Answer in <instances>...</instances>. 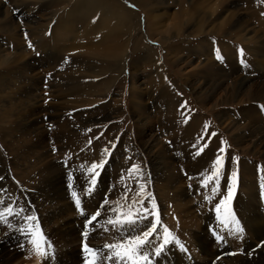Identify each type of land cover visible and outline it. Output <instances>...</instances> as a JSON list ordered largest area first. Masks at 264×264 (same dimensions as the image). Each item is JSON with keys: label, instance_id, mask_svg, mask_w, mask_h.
<instances>
[{"label": "rangeland", "instance_id": "rangeland-1", "mask_svg": "<svg viewBox=\"0 0 264 264\" xmlns=\"http://www.w3.org/2000/svg\"><path fill=\"white\" fill-rule=\"evenodd\" d=\"M118 15H131V18L121 17L115 21L114 17L117 18ZM117 22L121 23V26L116 25ZM260 43H264V0H0V82H4L0 87V128L4 129V132L0 129V138L5 141L3 146L0 145L3 157L0 173L3 172L4 178L0 180V213H3L7 220L0 222V238L12 235L11 245L19 248L23 255H26L33 244L32 240H27L29 236L27 229L34 221L26 217H37L43 223V233L46 236L48 234L49 244L55 248L54 257L61 258L70 250L68 245L77 244L79 239L82 240V232L69 234L65 231L66 223L72 224L81 219L76 212L71 216L66 207L67 203L71 202L72 205L76 200L69 199L60 203L57 199L52 202L54 208L61 206L63 211H67L61 218H56L50 212L38 213L39 201L36 200L37 197L34 198L35 191L20 188L21 183L16 182L19 176L17 171L23 168L20 163H15L18 160L17 156L12 155L9 148L15 150L17 142L22 139L21 129L24 127L22 116L26 112L25 108H35L38 113L30 118V122L27 120L28 126L31 129L47 130L43 135L46 136L48 145L43 147L44 149H38L33 156H38L39 153L48 156L51 161L48 166L49 171L54 170L53 166L76 171L74 159L81 155L87 157L90 153L94 154L93 145L97 140L103 143L98 149V151L102 150L97 154L98 163H95L103 162V167L89 172L88 169L92 166L89 164L81 170L82 173L89 174V178H83L82 174L79 176L90 184L95 173L103 175L107 170H113L105 195L107 203L97 201L95 197L97 195L92 193L93 197L88 190L84 196L86 202L84 204L81 202L79 210L81 213L85 211L92 215L99 212L98 218L104 221L95 230V234H98L92 237L91 241L105 246L120 242L119 235L124 237H127L126 233H131L130 236L141 235L140 232L151 227V225L149 228L142 226L143 219L152 217L151 220H154L158 215L160 223L157 229L166 227L169 231H173L174 236L178 233L182 240L175 242L174 253L167 255L164 264H206V262L224 264L226 260H230L233 264H238L239 260V264H257V259H260V247L264 242V233L257 234L263 241L253 235L254 227L257 230L262 228L264 187L257 190V196L245 195L243 175L246 173L244 171L246 168L248 176L250 175L249 180L255 177L264 181V147L256 149L249 147L251 142L256 145L264 143L261 135L248 138L245 141L248 146L241 147L238 141L237 144L234 141L235 137H240L246 132L245 135H249V130L260 127L261 123L264 125V101L253 102L254 97L250 95L246 96L247 94L244 93L238 95L237 88L238 78L241 80L246 76L251 77L250 81L255 79L264 83V77L259 75L264 65L256 62L258 55L254 54L255 48ZM113 47L116 49H112ZM109 49L116 55L120 52L125 53L126 59L120 68L121 73L111 71V67L105 68L109 63L106 53ZM241 50L243 55L240 54ZM217 52L221 59H217ZM80 57L87 67L99 69L100 75L97 81L103 83L104 89L101 86L102 89L97 88L95 94L77 97L75 100L78 103L69 105L68 99L65 98L68 86H65L63 79L67 78L69 73L71 76V70L73 71L71 66L75 65L74 62ZM23 62L26 63L25 69L17 73ZM33 76L39 78L38 83L27 81ZM225 95L228 100L226 103L217 104L220 107L216 109L214 105L222 101L221 99L225 98L222 96ZM33 96L39 103H35ZM91 97L97 102L89 105L87 101ZM130 97L135 98L140 105L136 103L131 105ZM67 104L69 108L65 110L66 107L64 108L63 105L67 106ZM59 109L61 114L70 115L68 123L75 128L78 127L76 132H71L72 136L87 132L89 137L83 140L82 145L87 144L83 149H77L74 143L66 138L55 139L51 134V131L59 127L60 119L63 118L56 112ZM244 113L252 116L247 117ZM6 114L15 122L13 125L1 124L2 118L9 119ZM138 115L142 120H139ZM195 117L200 118L202 133L195 134L192 142L186 144V155L182 158V151L176 150L172 140H168L169 142L165 140L170 139V135L175 137L180 135L181 139L186 133L185 129H189L190 126L192 129H197L199 124L194 123ZM251 117H253L252 124L246 119ZM16 123L20 129H16ZM147 123L152 125L150 131ZM83 124L87 125L85 132L79 130V128L84 129ZM8 129H12L14 134L5 136V131ZM143 132L146 133L147 139L162 140L159 141V146L164 144L163 146L166 145L165 148L169 151L165 159L173 158L172 163H175L177 169L175 174H179L181 179L183 199L181 215L182 218L193 219L190 223L192 229L189 227L187 233L184 232L185 227L182 226L179 214L173 211L175 204L165 203L161 197L163 191L169 193L166 187L167 178L153 172L148 160L149 150L145 152V149L140 147V135L142 136ZM35 134L36 131L33 132V136ZM28 140L29 143H35L33 137ZM51 141L55 143L50 144ZM221 148L224 149L223 152L220 151ZM156 150L157 148L153 151ZM213 150L217 153L216 158L218 156L223 158L219 188L215 193L213 192V188L216 187L215 180L209 182L207 187L202 186L205 176L213 171L212 162L209 161L212 159L210 154H213ZM34 161L32 160L33 165ZM46 161L44 160L43 164L35 162L40 169L34 168V174L31 176H37V171H42L46 167ZM133 165L134 168L139 169V172H131ZM233 173H236V184L229 207L230 212L238 211L243 223L241 225L238 222V227L240 229L243 226V231H235L232 222L229 224L231 229L223 226V231L220 230L222 227L219 225H213L215 220H203L206 214L212 216L213 209L220 203L214 196L217 195L222 200L228 195ZM96 176L95 186L102 180ZM39 177L41 178L42 175L39 174L37 180ZM60 183L61 181L58 182V189L61 188ZM141 184L144 185L143 192L140 189ZM262 190L263 195H260L259 191ZM57 194L60 195L59 191L55 190L52 195L54 199L57 198ZM89 196L95 201L88 199ZM141 197L143 204L137 203L136 207L148 209V215H143L145 218L139 219L134 229L127 225L120 228L107 223L110 217L115 219L117 215L113 209L121 206V211L126 212L132 200L135 198L139 202ZM257 201L260 204L259 208L255 205ZM8 208L12 209L11 214H8ZM75 209L78 210L77 206ZM108 212L111 214L107 218L105 215ZM104 216L105 220H103ZM209 223H212L215 231L219 230L216 237L224 243L219 244V240L214 239L216 237H211V241H208V250L202 255L192 235L198 233L201 235L200 229ZM75 225L79 228L78 223ZM39 226L41 225L38 222L33 223L29 233L32 228L36 231ZM85 226H88L87 223ZM235 227L237 228L236 224ZM60 228L62 234L56 233ZM155 232L149 242L162 239ZM247 240H253L252 247L259 251H255L254 248L253 251L246 252L244 247ZM211 249L219 253L214 259L207 255L208 252L213 251ZM185 250H188L187 254ZM105 254L101 255H110V250ZM238 256L240 258L235 259ZM46 257L50 264L54 263L52 262L55 261L54 257L51 260L47 255ZM217 257H221L222 260L218 261ZM201 260L206 262L203 263ZM249 260L253 262L249 263ZM108 262L105 260L103 264ZM120 263L126 264L123 261ZM97 264H101L100 260Z\"/></svg>", "mask_w": 264, "mask_h": 264}, {"label": "bare ground", "instance_id": "bare-ground-1", "mask_svg": "<svg viewBox=\"0 0 264 264\" xmlns=\"http://www.w3.org/2000/svg\"><path fill=\"white\" fill-rule=\"evenodd\" d=\"M185 14V13H184ZM123 17V19H126V17H129V19L131 18V15H118L117 18L114 17L115 21L119 18ZM229 22H226V24H228ZM121 23L117 22L116 25L118 26H121L120 25ZM179 24V23H178ZM92 27V26H91ZM178 31V30H177ZM77 32V31H76ZM129 41V40H128ZM53 43V42H52ZM43 45V44H41ZM120 45V44H119ZM177 46V45H176ZM40 47V46H39ZM124 47V46H123ZM254 47V46H253ZM73 48V47H72ZM71 48V50H72ZM74 49V48H73ZM112 49H116V47H113ZM118 49V47H117ZM122 49V48H121ZM253 49V48H252ZM69 50V51H71ZM127 50V49H126ZM135 50V49H134ZM151 51V50H150ZM115 52H118V51H115ZM120 52V51H119ZM133 52V51H132ZM141 52V51H140ZM139 52V54H141ZM146 52V51H145ZM106 53L108 54L107 57L109 58V63L106 65L105 68H110L111 67V71H118L121 73L120 71V68L122 67L123 65V61L126 59V55L124 52H120L119 55H116L114 53L113 50L109 49L108 51H106ZM144 53V52H143ZM157 53V51H156ZM178 53V52H177ZM152 54V53H151ZM150 54V56H151ZM254 54L258 55V58L256 59L257 63L259 62L261 65H264V43H260L254 50ZM105 55V54H104ZM141 56V55H140ZM255 56V55H254ZM22 57V56H21ZM59 57V56H58ZM135 57V56H134ZM142 57V56H141ZM157 57V56H156ZM159 57V56H158ZM19 58V57H18ZM129 58V57H128ZM136 58V57H135ZM155 59V58H154ZM158 59V58H157ZM2 60V59H1ZM77 61L74 62L75 65L71 66L73 71H74V74H73V71L71 70V76H70V73L68 74L69 76L66 78L63 79V83L65 84V86H68V88L66 89V93H67V96L65 97L66 100L68 99V102H69V105L72 103V104H77L78 102L75 100V98H79L80 96H84V95H89V94H95L97 92V88H99L100 90L103 88L102 84L97 81L98 76L100 75V73H98V70L96 68H93V67H87L86 64L83 62V60H81V57L76 59ZM145 60V59H143ZM152 60V59H151ZM23 61V60H22ZM59 61V60H58ZM156 62H158V60H155ZM154 61V62H155ZM254 61V60H253ZM105 62V61H104ZM153 62V63H154ZM156 62H155V65H156ZM160 62V61H159ZM255 62V61H254ZM77 63V64H76ZM87 63V62H86ZM2 64V62H1ZM60 64V63H59ZM22 65V64H21ZM20 65V66H21ZM164 65V64H163ZM258 65V64H257ZM25 66H26V63L23 62V65L21 66V68L19 69V71L17 73H20L22 70L25 69ZM69 66V65H68ZM158 66H160L158 64ZM135 67V66H134ZM161 67V66H160ZM124 68V67H123ZM162 68V67H161ZM125 69H126V66H125ZM218 69V68H217ZM70 69L68 68V71ZM259 71V70H258ZM15 72V71H14ZM131 72V71H130ZM133 73V72H132ZM136 73V72H135ZM220 73V72H219ZM217 73V74H219ZM260 76L262 75L264 77V69L261 68L260 69V72H259ZM5 74V73H4ZM35 75V74H33ZM66 76V75H65ZM137 76V75H136ZM238 76V75H237ZM36 76H33L31 79L27 80V81H30V83L32 81H35L33 83H38V79L39 78H34ZM118 78V76H116ZM243 77V76H242ZM30 78V77H28ZM135 78V77H134ZM250 78L251 77H245L243 79H239V86H237V88L239 89V94L241 93H244V94H247L246 96H252L254 97V99L252 100L253 102L254 101H264V83H260L259 81L257 80H253V81H250ZM10 79V78H9ZM36 79V80H35ZM111 79V78H110ZM260 79V78H259ZM236 80V79H235ZM191 81V80H190ZM237 81V80H236ZM253 84H250L252 83ZM4 83V82H3ZM2 82H0V87L1 85L3 84ZM8 83V82H7ZM12 83V82H10ZM28 83V82H27ZM29 83V85H30ZM155 83V82H154ZM255 84V85H254ZM105 85V84H104ZM108 85V84H107ZM161 85V84H159ZM253 85V86H252ZM102 86V88H101ZM109 86V85H108ZM111 86V85H110ZM221 86V85H220ZM219 87V86H218ZM117 88V87H116ZM104 89V88H103ZM9 90V89H8ZM38 90V89H37ZM63 90V89H62ZM230 90V89H229ZM114 91V90H113ZM118 91V90H117ZM231 91V90H230ZM247 91V92H246ZM65 92V90H64ZM63 93V92H62ZM8 94V93H7ZM137 94V93H136ZM162 95V94H161ZM203 95V94H202ZM141 96V95H140ZM88 97V96H87ZM133 97V96H132ZM162 97V96H161ZM222 97H225L224 99H221L222 101L220 102H217L214 107L217 109V107H220L219 105L217 104H223V103H226V101L228 100V97L227 95L225 96H222ZM221 97V98H222ZM240 97V96H239ZM1 98V97H0ZM73 99V101L70 100ZM131 98V97H130ZM130 98H129V102L132 104L136 103L138 105L139 102H136V99L135 98H131V101H130ZM245 98V97H244ZM249 98V97H248ZM247 98V99H248ZM6 99V98H5ZM33 99L35 101V103H39V101L37 100V98H35V96H33ZM61 99V98H60ZM242 100V99H241ZM87 101V100H86ZM127 101V100H126ZM143 101V100H142ZM218 101V100H217ZM251 101V102H252ZM82 104H83V101H81ZM85 102V101H84ZM91 104H95L97 102V100H93V98L91 97V99L89 98V100L87 101ZM171 102V101H170ZM247 102V101H246ZM5 103H7L5 101ZM61 104V103H60ZM144 104V102H143ZM252 104V103H251ZM58 105V104H56ZM69 105L67 104L66 105H63V107L65 108V110H67L69 108ZM34 106V105H33ZM62 106V105H61ZM252 106V105H251ZM59 107V106H58ZM62 107V108H63ZM7 108V107H6ZM60 108V109H62ZM82 108V107H81ZM214 108V109H215ZM60 109L59 110H56V112H58L57 114H61L60 113ZM213 109V110H214ZM248 110V109H247ZM25 113H23V116H22V121H23V128L21 129L22 130V134H21V137L22 139L20 141L17 142V145L15 147V150L9 148V150H11V154L14 155V156H17V161L15 163H20V165L22 166L23 169H19L17 171L18 173V180H16V182L18 183H21V187L20 188H25L28 190H34L35 191V194H34V198L37 197L36 200L39 201V204H38V213H42V214H46V213H52L53 216H55L56 218H61L65 215V211H63V209L61 208V206H58V207H53L51 204L52 202H54L55 200L58 199V202H63V201H66L69 200V199H73V200H76V198H79V200L84 204L86 202V200L84 199V196L87 194L86 191L91 187L93 188L94 186H91L89 184V182L83 178H89V174L86 175L85 172H81L82 169L86 168L87 166H89V164H94V163H98L97 162V154L98 152L101 153L102 150L98 151L99 148H101L103 146V143L102 141L100 140H97L96 143H94L93 147L95 149L94 151V154L90 153L89 156L87 157H83L82 155L79 156L78 158H75L74 159V166L77 168L76 171H71L69 169H64V168H57L56 166L54 167L53 166V169L52 172L51 170L49 171L48 170V166L49 164L51 163V161L49 160V157L44 155L43 153H39L38 156H33L35 153H37L38 149L41 150L43 147H46L48 144H47V139H46V136L45 133L47 132V130L43 131L42 129H31L29 126H28V123H27V120H29L30 122V118L35 116L38 111L33 108V109H26L25 108ZM215 111V110H214ZM246 112V111H245ZM223 114V113H222ZM247 117H250L252 116L251 114H247V113H244ZM4 115V114H3ZM10 115V114H9ZM62 115V119H60V123L58 124L59 127H57L55 129V131H51V134H53L54 138H66L68 141H72L74 143V145L77 147V149H83L84 147H86L87 144H83L82 145V142L83 140L85 139V137H89L87 132H85V130H87V125L86 124H83V127L84 129L82 128H79V130H82L84 131L85 133L82 134V135H79L78 134L74 137L71 135V132H76L75 130H78V127L76 126L73 127L72 124L68 123V119L70 118V115H66V114H61ZM7 116V114H6ZM140 115H138V118L139 120H142L141 117H139ZM183 116V115H182ZM219 116V115H218ZM257 116V115H256ZM9 117V116H7ZM171 117V116H170ZM221 117V116H220ZM225 117V116H224ZM56 118H58V116H56ZM60 118V116H59ZM145 118V117H144ZM253 117L251 118H246V119H249V121L253 122L252 120ZM6 119V117H5ZM194 120V123L197 125L199 124L198 128L197 129H192L189 127V129H185V134L181 137L180 139V135L176 136L175 135H170L169 137H171L170 139L167 138V140H165V142H169L168 140H172V144L173 146L175 145V147L177 148L176 150H180L183 152H181V155H182V158H184V156L186 155V144H188L191 140L194 139L195 137V134L197 133H202V129L201 128V121H200V118H197L195 117ZM226 120V119H225ZM256 120V119H255ZM15 122L13 120L7 118V120H4L2 118L1 120V124H6V125H13ZM88 123V122H87ZM149 123H147V127L148 129L152 128V125H148ZM192 124V123H191ZM31 125V124H30ZM190 125V124H188ZM16 126L17 128L16 129H20L18 127V124L16 123ZM81 127V126H80ZM197 127V126H196ZM195 127V128H196ZM251 127V126H250ZM248 128V127H247ZM252 128V127H251ZM2 130V132H4V129L0 128ZM14 129V130H16ZM144 128H142V131H143ZM149 129V131H150ZM179 129V128H178ZM40 130V131H39ZM36 131V134L33 136V132ZM38 131L40 133H38ZM140 131V130H139ZM249 135H239L240 137H235V144H237L238 142L240 143L239 145L241 147H243L244 145H246L247 142H245L248 138H254V137H258V135H261V138L263 139V143H264V125H262L261 123V126L260 127H256L254 129H251L249 130ZM6 135H12L14 134V131L12 129H8L5 131ZM155 134V132H153ZM44 134V135H43ZM109 134V133H108ZM142 134V133H141ZM43 135V136H42ZM69 135V136H67ZM146 136V133L143 132L142 136L140 135V147L144 148L145 149V152L146 150H149L147 152H150L148 153L150 156L148 160H150V164L152 165V169H153V172L155 174H160V175H164L166 176L167 178V183H166V187L169 191L168 192H165L163 191V194L161 195V197L163 198L164 202L165 203H174L175 206H174V212H176L177 214H179L180 218H181V222L183 223L182 226L185 227V230L184 232L187 233L191 227L190 226V223L193 221V219L191 218H182V211H183V204H182V187L180 186V183H181V179L179 177V174H175L176 173V166L175 163H172V160L173 158H170V159H165L168 154V150L165 148V146H159L160 142L159 141H162V140H159V139H147ZM34 138V142L35 143H29V138ZM177 138V139H176ZM147 139V140H145ZM174 140V141H173ZM55 141V140H54ZM54 141H51L50 144H54L55 142ZM89 141V139H88ZM238 141V142H236ZM3 142H5L2 138H0V145L3 146ZM95 142V141H94ZM156 142V143H155ZM192 142V141H191ZM182 143V144H181ZM217 143V142H216ZM214 145H217V144H214ZM22 146V148H21ZM248 146V145H246ZM158 147H159V150H158ZM249 147H252L254 149H256L257 147H264V144H260V145H256V144H253L251 142V144L249 145ZM155 148H157L156 151H153ZM44 149V148H43ZM79 151V150H77ZM185 153V154H184ZM171 154V153H170ZM212 155V159L209 160L211 161V166L214 165L215 163V160H216V155L217 153L213 150V154H210ZM35 157V158H34ZM2 153L0 152V164L2 162ZM80 159V162L78 163V160ZM32 160H35L34 161V165L32 164ZM44 160H47L46 161V164L43 168L42 171L38 170L37 171V176H31L34 174V168H39L40 167L38 165H36L35 162H37L38 164H40L42 162L43 164V161ZM139 160V159H138ZM137 160V161H138ZM147 160V161H148ZM174 162V161H173ZM52 163H54V161H52ZM44 166V165H43ZM56 168V169H55ZM134 168V165L133 167ZM45 169H46V172H45ZM195 170L196 172H198L197 170V167H195ZM244 171H246V173H244L243 175V184L245 185V192L244 194L247 195V196H250V197H254V196H257L258 195V191L259 188L262 189V187H264V181L262 180H259L258 178H255L253 177L251 180H249V177L250 175L248 176V171L246 170V168H244ZM151 172V171H150ZM178 172V171H177ZM202 171H200L201 173ZM134 173V172H133ZM41 174L42 177L37 180V177L38 175ZM82 174L83 178H79V176ZM125 174V173H124ZM96 176V175H95ZM113 176V170L112 169H109L107 170L103 175L102 174H99L98 176H96L97 178L99 179H102L101 180V183H99V185L95 186L94 189H92L91 192H89V194L91 193H95L97 196L96 197V200L99 201L101 200L102 202H105L106 203V198H105V195L107 194L106 190L108 189V184H110V179L111 177ZM91 177V175H90ZM156 178V177H155ZM4 179L3 178V172L0 173V180ZM141 179V178H140ZM63 181V183L61 184L60 183V187L61 188H57L58 186V182ZM156 181V180H155ZM1 182V181H0ZM164 182V181H163ZM197 182V181H196ZM18 183H16L17 186H20L18 185ZM157 183V182H156ZM69 185H71V187H69ZM67 188H69L67 190ZM163 188V187H162ZM8 189V188H7ZM158 189V187H157ZM55 190L59 191L60 195L57 194V198L54 199V197L52 196L53 193L55 192ZM263 191V190H262ZM19 192V191H18ZM69 192V194H68ZM75 192L76 193V197L74 198L72 193ZM133 192V191H132ZM159 192V191H158ZM15 193V192H14ZM31 193V192H30ZM81 193V194H80ZM138 193V192H137ZM170 193H174V194H170ZM239 194V193H238ZM33 195V194H32ZM139 195H141L139 193ZM92 196L94 197V194H92ZM14 197V196H13ZM93 197H90L88 199H91L92 201L94 200ZM86 198V197H85ZM214 198L220 202V198L219 196H214ZM135 199V198H134ZM211 199V198H210ZM242 199V198H241ZM247 200V199H246ZM1 201V200H0ZM89 201V200H88ZM95 201V200H94ZM191 201V200H189ZM252 201V200H250ZM255 201V200H254ZM69 202V201H68ZM91 202V201H90ZM130 202V201H128ZM232 202V201H231ZM238 202V201H237ZM59 203V204H60ZM76 202H72V205H71V202L70 203H67L66 204V207L69 211V213L71 214V216L73 215L72 213L73 212H76V209H75V204ZM80 203V206L81 204ZM110 203V202H109ZM114 203V202H113ZM246 203V202H245ZM253 203V202H252ZM75 204V205H74ZM99 204V203H98ZM117 204V203H115ZM56 205V204H55ZM58 205V204H57ZM61 205V204H60ZM239 205V204H238ZM249 205V204H248ZM256 207L259 208L260 204H259V201H257L255 203ZM51 206V207H50ZM231 206V205H230ZM65 207V208H66ZM172 207V206H171ZM64 208V209H65ZM74 208V209H73ZM150 209V208H149ZM189 209V208H187ZM223 211H225L224 208H222ZM238 209V208H237ZM74 210V211H73ZM96 210V208H95ZM105 210V209H104ZM122 210V209H121ZM256 210V209H255ZM246 211V210H245ZM258 211V210H256ZM37 212V211H36ZM84 213L82 214V216L80 215V220H77L76 222H72V224H68L66 223L65 225V231L68 232L69 234H75L76 232H83L82 230L86 229L87 227V242H83V240H80L79 239V244H72V245H68L67 242H65L68 247L70 248V250L66 253H64L62 255L61 258H58V257H54L55 258V262L53 264H87V261L89 260L88 256L85 254V252L83 251V248L85 245L88 246V244H91L94 249H98V250H101V254H105L108 249H106L104 247V245L100 244L99 242H94V241H91L92 237L94 238L97 234H95V230L98 229V226L100 224H102L104 221H102V219L100 218H97L96 221H93L91 224H89L88 226H85L86 222H88V220L91 218L92 215L88 214V213H85V211H83ZM193 212V211H192ZM262 212V211H261ZM77 213V212H76ZM238 213V211H237ZM110 214L111 213H106L105 216L110 217ZM174 214V213H173ZM190 214V213H189ZM192 214V213H191ZM190 214V215H191ZM242 214V213H241ZM247 213L244 214V216H246ZM258 214V213H257ZM261 214V213H260ZM32 215H35L34 213H32ZM30 215V216H32ZM77 215V214H76ZM249 215V214H248ZM105 216L103 217V220H105ZM170 216V215H169ZM188 216V215H187ZM243 217V216H242ZM193 218V217H192ZM197 218V217H196ZM216 218V216H209L208 214H206V216L203 218V220H207V221H211V219L214 221ZM252 218V217H251ZM249 218V219H251ZM258 218V217H257ZM52 219V218H51ZM73 219V218H72ZM152 217L150 218H145L143 219V223H142V226L146 227V228H149L151 223H154V220H151ZM261 219V217H260ZM259 219V220H260ZM87 220V221H85ZM247 220V219H246ZM253 220V219H252ZM255 220V219H254ZM258 220V219H257ZM174 221V219H173ZM250 221V220H249ZM169 222V221H168ZM264 218H263V221H262V228L260 229H256L254 227V232L255 234L253 236H255L258 240L260 241H263V239L259 238V236L257 234H261V233H264ZM23 223V222H22ZM77 227L79 228H76L75 224H77ZM175 223V222H174ZM247 223V222H246ZM252 223V222H251ZM257 223V222H256ZM2 225V224H1ZM49 225V224H48ZM169 225V223H168ZM173 225V224H172ZM213 225H218V224H215L213 223ZM212 223H209L207 224L205 227L203 226L200 230H201V235L200 233L198 234H194L192 235L193 236V240L196 242V247L201 251L202 255H204L205 252H207L208 250V241H211V237H212V230H215L214 227H213ZM245 225V224H244ZM251 225V224H250ZM253 225V224H252ZM258 225V224H257ZM178 226V224H177ZM61 227V224L60 226ZM208 227H211V229H208ZM219 227V226H218ZM174 228V227H173ZM189 228V230H188ZM142 229V228H141ZM192 229V227H191ZM252 229V228H251ZM250 229V230H251ZM56 230V229H55ZM136 230V229H135ZM134 230V231H135ZM222 230V229H220ZM256 230V231H255ZM5 231V230H4ZM7 231V230H6ZM57 231V230H56ZM61 231V228L58 229V231L56 233H60L62 234ZM175 231V230H174ZM196 231V230H195ZM230 231V230H229ZM252 231V230H251ZM168 232L170 233V244L168 246H166V243H164L165 241V233H164V228H161V230L158 228L156 229V234H159L162 239V242H160L161 240H154L153 242H149L146 243L145 245H143L140 249H139V253L143 254V255H147L148 259L147 260H140L139 261V264H152V260H154V263L153 264H164V259L167 258V255H170L173 252V249L174 247H176V244L175 242H182V240L180 239V236L178 233H175L176 236H174L171 232V230ZM249 232V231H248ZM2 233V232H1ZM5 233V232H4ZM138 233V232H137ZM142 233V232H140ZM183 233V232H182ZM246 233V232H245ZM250 233V232H249ZM131 233L127 234L126 233V236L127 237H124V236H121L119 235L118 238L123 241L125 239L128 238V236H130ZM154 234V233H153ZM183 235V234H182ZM247 235V234H246ZM245 235V236H246ZM264 235V234H263ZM262 235V236H263ZM1 236V235H0ZM154 236V235H152ZM152 236L149 238V239H152ZM71 237V236H70ZM184 237V236H183ZM100 238V237H98ZM246 238V237H245ZM13 239V236L12 235H6L4 236V238H0V264H50L46 255H44L43 253V245H41V249L42 251H37L36 247L34 244H32L30 247H29V251L28 253H26V255H23L22 253V250H19V248H16V247H13L11 245V241ZM77 239V238H76ZM168 239V238H167ZM190 239V238H188ZM75 240V239H73ZM102 241V240H101ZM105 241V240H104ZM115 241V240H114ZM192 241V240H190ZM257 241V240H256ZM103 242V241H102ZM116 242V241H115ZM258 242V241H257ZM62 243V242H61ZM112 243V241H111ZM191 243V242H190ZM213 243V242H212ZM235 243V242H233ZM254 241L253 240H247L246 243H245V250L246 252H250V251H253V249L255 248L254 246L252 247ZM17 242L15 241V246H16ZM63 244V243H62ZM71 244V243H69ZM110 244V243H109ZM194 244V243H193ZM257 244V243H255ZM195 245V244H194ZM235 245V244H234ZM78 246V247H77ZM172 246V247H171ZM240 246V245H239ZM258 246V245H257ZM159 248V252L157 253V249ZM210 250V249H209ZM213 250V249H211ZM217 250V249H216ZM223 250L225 251V247L223 246ZM258 250L257 248H255V251ZM59 251V250H58ZM63 251V250H62ZM259 251V250H258ZM56 252V251H55ZM261 253H259V257L260 259H257V264H264V255H263V252H264V242L263 244L261 245L260 247V251ZM43 253V254H42ZM209 254H207L208 256L212 257V259L215 258V256L219 255L218 252H215V250H213L212 252H208ZM228 253V251H226V254ZM245 253V252H244ZM252 253V252H251ZM159 258H158V256ZM164 254V255H162ZM247 254V253H246ZM249 254V253H248ZM106 255V254H105ZM257 255V254H256ZM255 255V258H257V256ZM86 256V257H85ZM223 256V255H222ZM225 256V255H224ZM169 257V256H168ZM199 257H201V254L199 253ZM87 258V259H86ZM240 256L236 257L235 259H239ZM53 259V258H52ZM202 259V258H201ZM211 259V258H209ZM211 259V260H212ZM231 259V258H230ZM243 259V258H242ZM245 259V258H244ZM243 259V260H244ZM222 260V259H221ZM225 260V259H224ZM242 260V261H243ZM105 261V260H104ZM203 263L206 262L205 260H201ZM99 262V259H97V263ZM122 262V261H121ZM124 263L128 264V261H123ZM253 261L252 260H249V263H252ZM198 263V262H197ZM217 263V262H216ZM238 263V262H237ZM239 263H240V260H239ZM238 263V264H239ZM108 264H112V262H108ZM121 264V263H120ZM207 264V262H206ZM224 264H233L230 260H226V263Z\"/></svg>", "mask_w": 264, "mask_h": 264}, {"label": "snow or ice", "instance_id": "snow-or-ice-1", "mask_svg": "<svg viewBox=\"0 0 264 264\" xmlns=\"http://www.w3.org/2000/svg\"><path fill=\"white\" fill-rule=\"evenodd\" d=\"M241 55H243V50L240 52ZM217 59H221L219 52H217ZM203 151V149H201ZM221 152L224 151L223 148L220 149ZM199 154V153H197ZM223 164V158L217 157L215 160V163L213 165V171L210 175L205 176L204 181L202 183L203 187H207L208 183L215 180L216 181V187L213 188V192L215 193L218 191L219 188V174H220V167H222ZM103 162L100 164H92L91 168L88 169L89 172H92L93 170L97 168H102ZM131 172H139L138 168H133ZM95 175H99V173H95ZM90 184L92 186H95L96 179L95 176L90 181ZM235 184H236V173L232 174V186L229 187L228 195L224 197L220 201L219 204L216 205V212L218 216L220 215L221 208L223 207L225 209V215L221 217V223L227 225L229 220H231L232 223L237 225V230H239L238 227V221L235 220L234 215L230 214V203L231 199L235 190ZM71 187V185H69ZM141 192H143L144 185H140ZM89 192L92 191V188L90 187L88 189ZM73 197H76V193H72ZM126 199V197H125ZM76 206L77 208H80V200L79 198H76ZM107 203V202H106ZM137 203L143 204V197H141V200L138 202L136 199H133L131 204L128 207V210L126 212L121 211V206H118L116 209H113L114 212L117 213L115 219L109 218L107 223L111 224L113 226H119L120 228H123L125 225L129 226L130 228H135V226L138 224L139 219L145 218L143 215H141V212L147 213V209H140L137 208ZM155 208V202L153 201V209ZM8 214L12 213V209H7ZM100 215L99 212L95 213L91 216V218L88 220V223L91 224L93 221H96L98 216ZM26 219H34L33 217H26ZM0 222H7L6 217L3 213H0ZM160 223L159 217L157 215L156 220L154 223L151 224V227L148 230H145L142 232L141 235L136 236H128L127 239L113 243V244H106L104 247L108 250H110L111 254L107 256L101 255V250L98 249H92L89 248L87 245L84 246V251L86 254H88L91 259L87 261V264H97V259L100 260L101 264H103L104 260L111 261L112 264H120L121 261H129L131 264H139V261L147 260V255H143L139 253V249L148 243L149 237L152 236V234L156 231L157 225ZM31 229V226H29V230ZM165 233V241L164 243L168 242V237L170 236V233L168 232V229H164ZM87 236V233L84 234ZM33 240L32 243L35 245L37 251H42L41 245L43 243L44 237L40 234L39 229L35 232H32ZM50 247V245H49ZM159 252V248L157 249V253ZM43 254V253H42Z\"/></svg>", "mask_w": 264, "mask_h": 264}]
</instances>
